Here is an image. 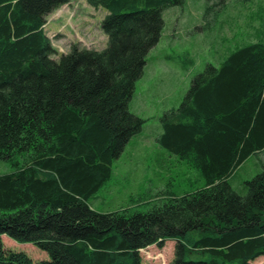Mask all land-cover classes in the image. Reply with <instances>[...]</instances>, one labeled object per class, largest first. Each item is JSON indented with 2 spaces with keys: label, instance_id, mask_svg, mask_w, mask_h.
I'll use <instances>...</instances> for the list:
<instances>
[{
  "label": "trees",
  "instance_id": "trees-1",
  "mask_svg": "<svg viewBox=\"0 0 264 264\" xmlns=\"http://www.w3.org/2000/svg\"><path fill=\"white\" fill-rule=\"evenodd\" d=\"M73 1L0 0V162L15 168L0 175V264H144L143 250L170 241V264H253L264 256V164L246 195L230 179L264 152V42L208 65L160 119L157 144L204 186L147 212L101 213L89 201L143 130L130 111L136 83L164 11L185 0H87L107 11V47L74 44L56 60L47 20ZM5 235L50 259L6 249Z\"/></svg>",
  "mask_w": 264,
  "mask_h": 264
},
{
  "label": "rangeland",
  "instance_id": "rangeland-1",
  "mask_svg": "<svg viewBox=\"0 0 264 264\" xmlns=\"http://www.w3.org/2000/svg\"><path fill=\"white\" fill-rule=\"evenodd\" d=\"M206 6L207 0H185L164 11L162 36L148 55L130 102V111L146 123L115 161L111 179L89 201L94 210L147 212L174 195L204 186L198 170L157 144L160 119L165 110L181 105L193 79L208 65L219 68L231 53L264 42V0H226L207 16ZM106 15V10L89 6L87 0H74L51 14L45 31L58 53L54 59L68 53L74 44L104 50L108 39L101 25ZM263 164L264 152L250 156L230 179L234 189L246 195L244 183L261 173ZM13 171L11 163L0 162V175ZM3 243L6 249L25 253L34 261L50 259L33 244L18 243L6 235ZM175 245L170 241L163 248H147L141 252L143 263L170 264ZM253 264H264V256Z\"/></svg>",
  "mask_w": 264,
  "mask_h": 264
},
{
  "label": "crops",
  "instance_id": "crops-1",
  "mask_svg": "<svg viewBox=\"0 0 264 264\" xmlns=\"http://www.w3.org/2000/svg\"><path fill=\"white\" fill-rule=\"evenodd\" d=\"M169 110H170V109H169ZM165 111H167V110H165ZM3 237H4V236H3ZM3 237H2V238H3ZM262 257H263V256H262ZM262 257H260V258H262ZM258 259H259V258H258Z\"/></svg>",
  "mask_w": 264,
  "mask_h": 264
}]
</instances>
